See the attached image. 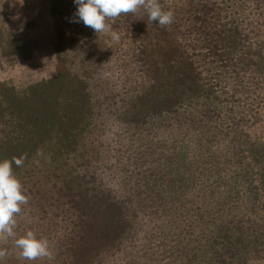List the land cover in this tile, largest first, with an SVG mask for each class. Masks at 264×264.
Wrapping results in <instances>:
<instances>
[{"label": "trees", "instance_id": "obj_1", "mask_svg": "<svg viewBox=\"0 0 264 264\" xmlns=\"http://www.w3.org/2000/svg\"><path fill=\"white\" fill-rule=\"evenodd\" d=\"M159 3L171 24L141 8L96 33L70 22L73 0H51L65 30L57 74L23 87L0 80V159L24 158L12 167L27 197L16 236H0L2 264H248L264 254V0ZM32 53L0 12L1 58ZM28 230L49 241L51 259L20 257L14 240Z\"/></svg>", "mask_w": 264, "mask_h": 264}, {"label": "clouds", "instance_id": "obj_2", "mask_svg": "<svg viewBox=\"0 0 264 264\" xmlns=\"http://www.w3.org/2000/svg\"><path fill=\"white\" fill-rule=\"evenodd\" d=\"M76 5L75 19L70 22L83 23L96 33L108 30L106 20L115 19L121 14L135 13L143 8L148 19L159 26H166L173 22L174 14L171 10L165 11L159 0H73ZM113 40H119V34L111 33ZM24 163L23 157H13L11 161L0 159V236L15 237L16 215L27 203L23 194L22 185L13 173V164L17 167ZM14 244L19 255L25 260L32 261L38 258H52L50 243L46 238L38 237L28 230L24 235L15 238ZM8 255L6 248L0 247V264Z\"/></svg>", "mask_w": 264, "mask_h": 264}, {"label": "rangeland", "instance_id": "obj_3", "mask_svg": "<svg viewBox=\"0 0 264 264\" xmlns=\"http://www.w3.org/2000/svg\"><path fill=\"white\" fill-rule=\"evenodd\" d=\"M50 2L32 0L28 4L25 0H0V12L6 16V26L26 36L33 47L29 60H17L13 65L0 55V80L23 87L57 74L54 45L65 30L51 15ZM59 28L63 29L62 33ZM248 264H264V254L249 257Z\"/></svg>", "mask_w": 264, "mask_h": 264}]
</instances>
